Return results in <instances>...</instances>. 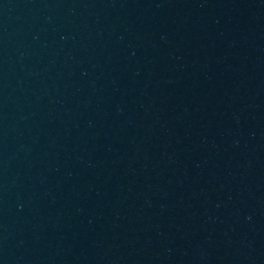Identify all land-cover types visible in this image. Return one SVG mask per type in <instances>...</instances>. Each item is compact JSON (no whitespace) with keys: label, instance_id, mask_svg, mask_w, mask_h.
<instances>
[{"label":"water","instance_id":"water-1","mask_svg":"<svg viewBox=\"0 0 264 264\" xmlns=\"http://www.w3.org/2000/svg\"><path fill=\"white\" fill-rule=\"evenodd\" d=\"M0 264H264V0H0Z\"/></svg>","mask_w":264,"mask_h":264}]
</instances>
